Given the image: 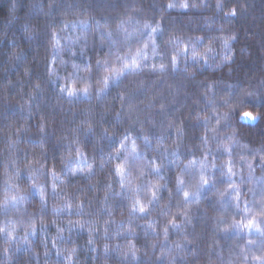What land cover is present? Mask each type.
Listing matches in <instances>:
<instances>
[{"label":"trees","instance_id":"16d2710c","mask_svg":"<svg viewBox=\"0 0 264 264\" xmlns=\"http://www.w3.org/2000/svg\"><path fill=\"white\" fill-rule=\"evenodd\" d=\"M0 264H264V0H0Z\"/></svg>","mask_w":264,"mask_h":264},{"label":"snow or ice","instance_id":"6c2138e0","mask_svg":"<svg viewBox=\"0 0 264 264\" xmlns=\"http://www.w3.org/2000/svg\"><path fill=\"white\" fill-rule=\"evenodd\" d=\"M175 6H176V5H175L174 3H170V4L168 5L169 8H172V7H175ZM188 6H189V5H187V4L182 5V7H185V8H187ZM218 6H222V5H218ZM236 14H237V13H236V10L233 9V10L231 11V15H236ZM156 30H157L156 28H153V29H152L153 32H155ZM233 38H234V37H233ZM225 43H227V41H226ZM185 51H187V49H185ZM174 62H175V57H173V63H174ZM130 67L138 68L139 65L136 64L135 60L132 61V64H131V65H128V64L124 65V69H129ZM163 67H164V66L161 65V68H163ZM113 73H114L115 75H117V76L123 74V72H122L121 70H115V69L113 70ZM108 82H109V81H108V78L106 77V78L104 79L103 83H104L105 86H107ZM64 91H65V89H64V88H61V92H64ZM84 92H85V94H87V89H84ZM74 94H75V93H74L73 90H69V91H68V95H69V96H73ZM245 115H246V117L249 118L250 120H256V119H259V118H260V117L252 116L251 113H246ZM250 167H251V166H250ZM121 171H122L121 168H117V172H118V173L121 172ZM205 183H207V181H205ZM185 196H187V193H185ZM135 210H136V209L134 208L133 211H135ZM139 211H140V212H144L145 209H144L143 207H140ZM248 226L250 227L251 224H249Z\"/></svg>","mask_w":264,"mask_h":264},{"label":"rangeland","instance_id":"374dc122","mask_svg":"<svg viewBox=\"0 0 264 264\" xmlns=\"http://www.w3.org/2000/svg\"><path fill=\"white\" fill-rule=\"evenodd\" d=\"M242 119H243L244 121H245V120L254 121V120H250L249 118H247L246 115H244V116L242 117Z\"/></svg>","mask_w":264,"mask_h":264}]
</instances>
